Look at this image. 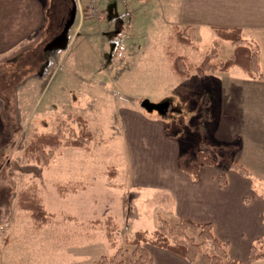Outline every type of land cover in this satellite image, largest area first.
<instances>
[{"label": "rangeland", "instance_id": "1", "mask_svg": "<svg viewBox=\"0 0 264 264\" xmlns=\"http://www.w3.org/2000/svg\"><path fill=\"white\" fill-rule=\"evenodd\" d=\"M105 1L96 0L101 16L89 19L84 0H72V8L71 0H50L47 33L62 36L49 46V53L47 44L35 46L16 60L0 62V264H92L116 249L126 258L132 250L126 240L136 231L151 233L158 216L176 222L168 199L152 189L129 186L132 165L122 123L132 111L157 118L182 143L183 151L202 143L216 158L229 151L250 173L255 189L264 192V102L257 100L264 85L220 76L210 80L209 75L196 79L194 72L189 79L174 76L163 47L170 43V23H179L178 0H127L134 7L132 16L122 8L124 0H118L111 17L101 6ZM71 10L77 11L75 21L64 32ZM85 25L108 35L88 37ZM127 30L128 39L123 35ZM186 33L197 52L174 41L169 45L192 62L210 53L216 55L211 63L219 64L231 54L230 43L209 29L199 35L195 29ZM28 69L40 70L41 79L21 80ZM230 74L242 77L237 67ZM144 102L153 108L147 109ZM72 115L88 122L94 136L89 152L60 148L47 165L24 155L35 132L51 133L61 126L65 134L70 129L76 133ZM113 166L119 174L110 178L107 171ZM73 185L85 188L59 195L58 186ZM115 185H122V191ZM22 189H35L45 210L54 214L40 230L16 205ZM108 215L116 216L119 225L113 249L102 225L92 221Z\"/></svg>", "mask_w": 264, "mask_h": 264}, {"label": "crops", "instance_id": "2", "mask_svg": "<svg viewBox=\"0 0 264 264\" xmlns=\"http://www.w3.org/2000/svg\"><path fill=\"white\" fill-rule=\"evenodd\" d=\"M49 2L50 0H0V62L16 60L18 55L34 51L35 46L47 44L46 53H49V46H53L62 36L58 32L47 33ZM178 2L180 3L176 11L179 23H170L167 42L177 43L172 36L174 27H185V34L195 29L198 35L204 29L212 31L213 27L239 28L243 39L258 46L259 73L264 75V0H178ZM118 5H120L118 0H107L104 4L101 2L102 7L106 6L110 17L117 11ZM121 6L131 16L133 15L132 3L128 4L127 0H124ZM76 14L77 12L74 17ZM80 22L82 25L85 23L83 20ZM83 27L88 37L103 39L104 35H108L102 30L97 32L88 30L86 25ZM123 33L128 39V30ZM170 43L163 47L165 56V48L170 46ZM214 45L219 46L216 43ZM232 51L231 45V54ZM216 53L218 54L217 51ZM166 59L169 67L167 56ZM232 68L226 71L205 72L202 76L196 73L195 75L196 79L209 75L210 80L216 76L223 77V80H257L264 85V79L248 77L240 68L242 77L234 79L233 74H230ZM38 72L28 69L21 80H30L33 76L41 79ZM190 76L185 79H189ZM257 100L264 102V89L258 92ZM126 117V121L122 123V131L132 165L131 174L128 176L130 188L140 190L149 188L162 198L168 199L171 212L177 219L186 218L196 223H210L215 237L228 244L230 258L240 264H258L264 260L263 258L250 262L248 259L250 246L264 236V221L261 218L264 215V192L255 189L250 180V173L244 176L234 169L202 166L200 178L192 180L175 162L176 157L183 151L182 143L167 133L165 126L157 118H147L139 110L129 112ZM220 174L224 176L221 181L218 180ZM117 187L122 191V185ZM107 217L113 219L119 230L116 216ZM143 248L152 258L153 264H205L199 257L194 262H189L167 249L151 244H143Z\"/></svg>", "mask_w": 264, "mask_h": 264}, {"label": "trees", "instance_id": "3", "mask_svg": "<svg viewBox=\"0 0 264 264\" xmlns=\"http://www.w3.org/2000/svg\"><path fill=\"white\" fill-rule=\"evenodd\" d=\"M184 30V28L182 31L178 27H174L172 36L177 43L198 50V46L184 33ZM212 31L218 39L232 45V54L219 64L211 63L212 58L216 55H210V53L205 54L199 62L195 63L191 62L186 55L178 54L172 51L170 46H166L165 54L169 61L170 71L174 76L185 79L192 72L202 76L205 72L226 71L232 67H238L248 77L264 79V75L259 73L258 46L243 39L239 28L213 27ZM70 118L73 123L77 124L78 131L76 133L70 129V134H65L61 130V126L51 133L35 132L26 143L24 155L33 159L37 164L47 165L60 148L74 147L89 152L94 136L88 127L87 120L80 115H72ZM175 162L177 167L192 180L200 178L202 166L234 169L239 174L248 176L247 170L232 160L229 151L226 155L216 158L205 143L199 147L181 151ZM116 174L117 169L114 166L107 171L110 178ZM223 177V174H220L218 180L221 181ZM79 189H84V186H79ZM79 189L74 185L57 187L61 197H65L67 193H75ZM16 205L18 209L28 213L36 230L48 225L54 217V214L45 210L42 199L35 189L19 190ZM261 218L264 221V215ZM69 219L72 218L69 217ZM93 223L103 225L110 248H115L113 234L118 227L113 219L107 217L104 220H95ZM126 242L132 247L129 257L121 258V252L116 249L112 255L101 256L92 264H153L152 258L143 248V244L167 249L189 262H194L199 257L205 264H240L230 258L228 244L215 237L210 223H196L186 218H178L174 224H170L168 220L158 216L157 226L151 233L143 230L136 231L134 237ZM263 246L264 236L250 246L248 251L250 262L264 258V250L259 249Z\"/></svg>", "mask_w": 264, "mask_h": 264}, {"label": "built area", "instance_id": "4", "mask_svg": "<svg viewBox=\"0 0 264 264\" xmlns=\"http://www.w3.org/2000/svg\"><path fill=\"white\" fill-rule=\"evenodd\" d=\"M142 2H146L147 0H140ZM85 5L87 6V17L88 18H96L101 16L100 14L98 15L96 7V0H84ZM100 19V18H98ZM114 47H116V44H114Z\"/></svg>", "mask_w": 264, "mask_h": 264}, {"label": "water", "instance_id": "5", "mask_svg": "<svg viewBox=\"0 0 264 264\" xmlns=\"http://www.w3.org/2000/svg\"><path fill=\"white\" fill-rule=\"evenodd\" d=\"M74 15H75V12L74 10H71V18L70 20L68 21V23L66 24L65 26V29H64V32L68 29V26L72 24L73 20H74ZM143 106H145L147 109H151L153 107H151V105H149L148 103L144 102Z\"/></svg>", "mask_w": 264, "mask_h": 264}]
</instances>
